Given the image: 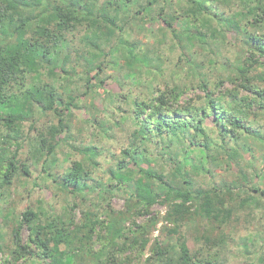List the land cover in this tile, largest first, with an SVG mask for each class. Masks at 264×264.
Listing matches in <instances>:
<instances>
[{"label": "trees", "instance_id": "obj_1", "mask_svg": "<svg viewBox=\"0 0 264 264\" xmlns=\"http://www.w3.org/2000/svg\"><path fill=\"white\" fill-rule=\"evenodd\" d=\"M0 264H264V0H0Z\"/></svg>", "mask_w": 264, "mask_h": 264}, {"label": "rangeland", "instance_id": "obj_2", "mask_svg": "<svg viewBox=\"0 0 264 264\" xmlns=\"http://www.w3.org/2000/svg\"><path fill=\"white\" fill-rule=\"evenodd\" d=\"M136 22L134 21L133 24H131V26L129 27L128 31H129V37L131 40H137L139 41L143 46H148L152 39L149 38L147 35L143 34L142 31L140 30L139 28V25L137 26V24H135ZM139 23V22H137ZM153 33H156L155 31L152 32L151 34ZM150 34V35H151ZM163 50L165 51V47H163ZM174 58L171 59L172 62L175 61V54L173 56ZM169 63V62H167ZM166 68V67H165ZM108 74L110 76H112V78L110 77L109 79H107V85H106V88L108 90H113L115 88V85L118 83L120 85H122L123 87H127V81L124 80L119 74L120 72L118 71V68L117 67H114V68H111L109 71H105V75ZM156 75H157V78L155 79H152V80H149V79H146L148 80L149 82H151L153 85H157L158 83L163 86L165 81H168L169 80V76H168V72L166 73H162V75H159L158 72H156ZM119 80L118 82L116 80ZM150 84V83H149ZM141 89H144L143 88V85L141 86H135L134 90H138V92H140ZM105 100V99H104ZM110 100H112L111 96L109 98H107V102H108V105L110 107ZM81 113H77V116H75V118H73V126H72V137L71 139H69V141L71 142H74L76 141V137L80 136L82 138L86 137V139L89 137L88 133L89 131H91L92 129L93 130H98L100 131V126L98 125V123H100V125H104V121L103 119H99L97 120L98 123L95 124V127L96 128H93L90 126L89 130L87 131V128L89 126V122H87L86 124L82 123L81 121ZM47 117L46 118H43L40 122L43 123V122H46L47 121ZM78 128H82L83 130L81 132L78 131ZM87 131V132H86ZM117 134V132H116ZM81 139V138H80ZM85 139V138H84ZM88 140V139H87ZM110 143V140H105V138H100V144L101 146H104L106 147V145H110L108 144ZM118 145L117 144H112V149H115L117 150L118 148ZM81 155H79V153L77 151L74 150V147H72V144H67V143H62L60 145V147L58 148V152H57V157H58V164L57 166L59 165H62V166H66L67 165V158L71 159V158H80ZM56 168V167H54ZM36 174V173H34ZM33 180L32 176L28 179V183L25 185V186H22L20 184H17V185H14L13 187H11V192H12V195H11V199L12 200H15L17 203L15 204V207L19 210L23 209L27 204H30V205H33V206H36V202L40 201V199L42 198L43 199V206L45 207H53L55 210H61L62 208V205H63V198L62 196L58 195V196H55L52 200L50 198V195L49 193H46V190L44 188H39V187H33L30 185V182ZM38 182H40V178L37 179ZM32 187V188H31ZM44 187V186H42ZM112 204L115 208H121L122 207V204H123V200L119 197H114L112 199ZM153 210H158L160 211L161 214L164 213L165 211V207L162 206V205H159V204H156L154 207H153ZM73 218L75 221L79 220L80 219V211H79V208H76L75 211H74V215H73ZM161 223L162 221H160L157 226H156V229H154L152 235H151V238L153 239L154 237L160 235L159 233V228L161 226ZM24 235H26V230H24ZM188 246L193 249V242L190 238V235L188 237ZM147 254V250L144 251V256Z\"/></svg>", "mask_w": 264, "mask_h": 264}]
</instances>
